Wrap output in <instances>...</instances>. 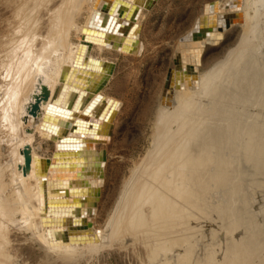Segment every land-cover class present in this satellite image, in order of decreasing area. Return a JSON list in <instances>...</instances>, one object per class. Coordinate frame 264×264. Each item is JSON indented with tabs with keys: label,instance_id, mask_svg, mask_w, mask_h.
<instances>
[{
	"label": "rangeland",
	"instance_id": "1",
	"mask_svg": "<svg viewBox=\"0 0 264 264\" xmlns=\"http://www.w3.org/2000/svg\"><path fill=\"white\" fill-rule=\"evenodd\" d=\"M57 1L59 0H0V193H4L5 208L8 209L12 205V208L16 209L13 214L8 215L10 221L5 226L7 231L4 230L1 234L3 243L5 242V246L12 251L16 263L264 264V13L260 14L249 28L248 35L244 36L246 39L248 36L249 42L245 41L244 37L241 38L242 41L240 40L242 29L233 25L224 32L223 38L217 44L205 45L197 70L201 72L210 69L223 60L228 49L239 47L231 57L233 61L236 58L232 69L225 77L219 79L216 89L213 84L210 85L211 82H206L208 77L199 80L197 90L201 91H198L200 94L204 92V95L200 96L197 92L195 101L194 96L191 97L190 99L194 101L190 100L193 106L189 104V100L187 104L184 103L183 106L189 104V108L186 106L189 110L187 113L184 112L186 110L184 107L185 110L181 108L182 106L179 107L182 109L181 113L186 115L183 116L179 108L177 109L179 114L177 111H171L174 108L170 109V114H173L174 118L165 125L170 130L178 128L179 133L181 130L180 141L183 146L179 151L182 153L181 157L187 151L185 146L188 139L187 126L191 124L194 127L196 145L203 155L206 153L204 157L208 158L206 164L202 165L204 166L202 169L209 173L205 183L197 164H192L193 167L189 170L186 166H181L182 171H173L175 178L169 171L171 180L166 177L168 176L166 169H161L164 172L161 170L153 172L156 174L161 171L156 176V181H160L158 178H161L162 173L161 182L166 181V184L170 182L168 187L173 186L168 188L164 186L165 183L162 185L160 182L158 185L160 188L157 186L143 205L146 226L134 229V232L126 234L120 241L114 240L111 245L93 251L78 250L73 252V255L67 254L65 259L47 255L39 244L30 238V233L19 225L18 198L13 183L15 175L13 166L17 157L15 152L17 141L14 137L18 125L16 111L9 105L11 104L9 98L13 93L9 72L12 49L9 48V43L24 31H29L24 32L26 38L22 36L19 38L27 39L25 43L30 39H40L41 28L48 26L54 17L57 6L54 2ZM215 1L223 5L229 2V0H153L143 10L141 17L139 32L141 53L131 56L116 51L100 52L95 48L89 51L92 55L110 61L111 77L105 81L101 89L104 94L114 96L120 101L119 109L111 122L109 141L96 146V150L105 152V159L103 182L95 204L96 214L90 218L89 227L97 229L103 227L124 181L129 179L139 162L142 165L146 164L145 158L152 146L154 116L159 100L167 88L169 73L177 66L175 60L179 54L180 40L199 34L194 28V23ZM86 15L85 8L81 9L76 18L77 23H84ZM33 17L34 20L31 19ZM259 27L261 32L258 30L254 34V30ZM24 28L25 30H22ZM14 29L17 32H14ZM249 36L254 38V42L250 43L252 39ZM69 38L76 42L78 35L71 31ZM244 41L248 46L243 43ZM242 50L246 53L242 54ZM239 55L240 59L237 60ZM247 63L249 65L244 66ZM205 82L208 86L204 84ZM205 85L206 89L201 90L200 87L204 86L202 87L204 89ZM6 91L11 92V95ZM197 95L200 99L196 97ZM175 114L178 116L175 117ZM33 146L40 155L48 158L54 149V142L36 136ZM140 165L142 168L138 167L135 171L137 176L144 169ZM177 172L179 176L181 173V177L177 176ZM183 174L186 176L185 180ZM187 187L192 189L191 198L187 196V191H190ZM176 188L178 192L180 190L179 198L176 200L179 209L178 206L171 209L169 207H173L174 202H171L169 194ZM167 194L169 197L165 198ZM167 200L171 202L170 206V203L165 202ZM169 209L175 212L180 210L181 221L176 219L179 213L176 216L175 212L172 213V217ZM164 212L170 216L164 215ZM166 217L170 218V221ZM176 220L177 224L174 223ZM174 226L177 231L169 230ZM171 235L176 236L173 239Z\"/></svg>",
	"mask_w": 264,
	"mask_h": 264
},
{
	"label": "bare ground",
	"instance_id": "2",
	"mask_svg": "<svg viewBox=\"0 0 264 264\" xmlns=\"http://www.w3.org/2000/svg\"><path fill=\"white\" fill-rule=\"evenodd\" d=\"M152 1L59 0L54 2L57 5L54 17L51 18L48 26L41 28L40 39H30L28 43H25L27 39L19 38L26 36V34L24 36L25 31H20L22 35L18 32L19 37L11 39L12 42L9 43V48L12 49V62L9 67L10 87L13 93L11 95V92H8L11 98L9 95L7 97L11 99V104L9 102L8 104L16 111L18 125L14 137L17 141L15 148L17 157L13 166L14 192L15 195L17 194L20 207L17 209L20 214L18 223L30 233V238L38 243L49 256L65 259L67 254L78 250L93 251L103 248L111 245L114 240L120 241L126 234L134 232V229L146 226L147 220L142 207L156 187L160 185L163 178L162 173L161 178H158L160 181H156L155 178L160 174L161 169L168 170L167 173L170 171V175H174L173 178H175L174 172L182 171L181 166H186L189 170L197 164L203 183L208 178L209 173L202 169L204 167L202 165L206 164L208 158L204 157L206 153L203 155L196 145L194 127L191 124L187 126L188 139L185 145L187 151L181 157L182 153L179 152L183 147L180 141L181 130L179 133L178 126L177 129L170 130L165 124L170 119L173 121L171 111L178 112L177 109L180 106L186 109L190 103L193 106L192 103L197 99L195 95L199 91L197 90L199 80L208 77L210 80L207 79L206 82H211L210 85L213 84L216 89L219 79L225 77L232 69L236 58L233 61L231 57L239 47L228 49L223 60L214 64L210 69L206 68L207 70L204 69L201 72L197 70L205 45L217 44L228 29L226 26V29L219 28L218 22L226 19L225 21L229 20V28L233 25L239 26L242 29L241 40L260 14L264 13V0H229L225 5L215 1L197 18L194 28L199 31V34L180 40L179 54L175 60L177 66L170 71L167 88L159 100L154 116L153 136L151 133L152 146L145 158L147 159L146 164L142 165L139 162L144 169L141 170L139 176L135 171L140 164L134 168L135 170L132 169L129 179L124 181L119 190L103 227L97 229L88 226L90 218L96 214L95 204L103 182L105 152L96 150V146L109 141L111 122L120 106L118 99L104 94L101 89L105 81L111 77L110 61L92 55L89 51L95 48L100 52L116 51L131 56L141 53V41L139 40L141 17L143 10ZM84 8L87 13L85 21L78 24L76 18ZM28 19H30L29 16ZM31 19L34 20V17ZM20 26L19 24V28ZM16 28L18 29V26ZM259 29L260 27L253 33L255 34ZM13 31L15 32L16 29ZM71 31L78 35L76 42L69 38ZM249 37L252 39L251 43L254 35ZM244 40L249 42L248 36ZM245 41L243 43L247 44ZM243 53L246 52L242 50ZM239 59L240 55L239 58L237 57V60ZM247 65L249 63L244 66ZM206 82L204 84L208 86ZM206 85L204 89L202 88L204 86L200 89L205 90ZM193 96L194 101L190 99ZM188 100L193 102L190 101L188 105L183 106ZM172 108L174 109L170 111ZM181 110L179 108L180 113ZM187 111L189 112L187 109L184 112L187 113ZM181 118L185 117L181 116ZM36 136L54 142L50 157L45 158L36 151L33 146ZM24 149H26L25 153ZM158 170H161L159 174L153 173ZM178 173L177 176L181 177V173L180 176ZM167 175L169 176V173ZM168 176L166 177L170 178ZM185 177L184 175V180ZM175 180H173L174 183H176ZM164 183V186L168 187L170 182L166 184L165 181ZM187 188L190 189L187 191V196L191 198L192 189ZM175 190L169 194L172 198L171 202H174L173 207H169L171 202L165 201L170 203L168 207L171 209L178 206L176 200L179 198L180 190L179 192L177 188ZM169 196L167 194L165 198ZM4 197V193H0V264H17L12 251L5 246V242L3 243L1 234L6 230L5 226L10 221L8 215L16 211L12 205L8 209L5 208ZM189 208L187 209L190 211L191 208ZM179 211L171 210L169 213L171 216L174 212V216L179 213L177 214L179 217H176L179 220L182 213ZM164 215L170 216L166 213ZM167 219L170 221V218ZM178 220L172 223L177 224ZM170 225H172L171 222ZM176 226L168 228L177 231ZM175 236L171 235L173 239Z\"/></svg>",
	"mask_w": 264,
	"mask_h": 264
},
{
	"label": "water",
	"instance_id": "3",
	"mask_svg": "<svg viewBox=\"0 0 264 264\" xmlns=\"http://www.w3.org/2000/svg\"><path fill=\"white\" fill-rule=\"evenodd\" d=\"M225 20H226V19H224V20H220V21L218 22V23L220 24V25H219V28L222 29V28H225V26H226L227 28H229V27H228V24H229L228 21H229V20H227V21H225ZM225 29H226V28H225ZM197 34H198V33H197ZM171 71H172V70H171ZM169 78H170V73H169V76H168V80H169ZM31 108L33 109V106H31ZM25 152H26V149H24V153H25ZM27 157H28V156H26V159H28Z\"/></svg>",
	"mask_w": 264,
	"mask_h": 264
}]
</instances>
